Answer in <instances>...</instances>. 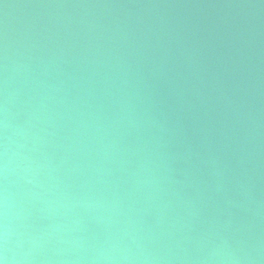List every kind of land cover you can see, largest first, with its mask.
<instances>
[{"label":"water","instance_id":"1","mask_svg":"<svg viewBox=\"0 0 264 264\" xmlns=\"http://www.w3.org/2000/svg\"><path fill=\"white\" fill-rule=\"evenodd\" d=\"M0 258L264 264V0H0Z\"/></svg>","mask_w":264,"mask_h":264},{"label":"clouds","instance_id":"2","mask_svg":"<svg viewBox=\"0 0 264 264\" xmlns=\"http://www.w3.org/2000/svg\"><path fill=\"white\" fill-rule=\"evenodd\" d=\"M0 264H7V261L5 258H0Z\"/></svg>","mask_w":264,"mask_h":264}]
</instances>
